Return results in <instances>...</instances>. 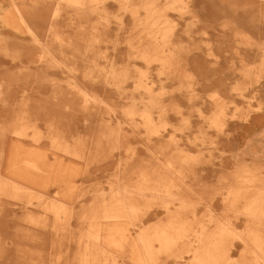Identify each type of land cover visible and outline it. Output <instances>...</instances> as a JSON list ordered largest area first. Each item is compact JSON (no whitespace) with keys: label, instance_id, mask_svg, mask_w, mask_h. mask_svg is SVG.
<instances>
[{"label":"rangeland","instance_id":"374dc122","mask_svg":"<svg viewBox=\"0 0 264 264\" xmlns=\"http://www.w3.org/2000/svg\"><path fill=\"white\" fill-rule=\"evenodd\" d=\"M145 1L167 10L165 19L174 26L172 35L181 46L172 60L178 77H168L161 71L163 62L146 63L129 46L135 33L130 7L140 14ZM165 1L105 0L104 12L89 11L78 18L68 4H59L56 10L60 0H15L33 23H44L41 45L19 21L11 0H0L1 17L16 27L15 35L0 28L9 37L8 48L19 45L33 57L31 69L8 68L0 48V264H81L78 240L90 226L83 215L92 213L99 216L102 251L95 254L97 246L91 245L88 256L100 259L87 264H105L104 256L109 257L106 264H190L193 248L201 240L218 238L224 226L222 239L229 260L264 262V252H245L255 248L249 233L264 239V212L251 216L242 208L245 196L230 195L248 185L251 177L259 179L255 182L264 192V164L256 168L249 154H226L218 142L229 124L264 112V65L258 55L264 35L250 29V24L264 27V0H252L251 5L249 0H182L177 10ZM209 8L220 17L212 16ZM233 12L243 14L242 19ZM225 21L232 22L231 29L222 26ZM47 22H55L58 29L50 31ZM70 22L97 24L102 41L91 39L90 28L82 34L71 31ZM222 28L229 29L227 36L221 35ZM46 50L56 52L54 60L39 58ZM93 60L107 70L112 63L128 65L137 77L125 81L126 93H117L108 84L103 92L101 82L87 84L81 69H70L93 65ZM61 63L67 67L65 74L45 69L47 64ZM253 71H260V77L247 80L244 73ZM138 81L141 84L135 85ZM75 82L87 89L86 102ZM184 82L187 95L193 97L194 107L188 110L189 99L181 90ZM136 87L137 92L132 89ZM150 90L164 93L170 120L186 115L189 130L202 125L197 128L205 131L211 144L207 141L200 150L193 147L186 138L191 132L180 138L176 131L178 138L173 139L169 126L162 133H145L140 116L127 110L130 101L125 94L146 102L147 95L142 94ZM63 98L69 103L67 109ZM217 103L225 115L212 108ZM158 142L169 145V163ZM181 155L186 160L176 163ZM225 158L230 161L224 162ZM140 181L146 183L144 188L138 186ZM244 189L242 193L252 190ZM114 195L125 206L135 207L133 217L106 218ZM59 206L66 213L57 220L51 209ZM172 218L184 221L177 225L183 236L167 250L157 251L159 243L154 241L155 258L149 260L151 254L139 242L138 233L157 230L153 225ZM116 240L121 246L114 245Z\"/></svg>","mask_w":264,"mask_h":264},{"label":"bare ground","instance_id":"6f19581e","mask_svg":"<svg viewBox=\"0 0 264 264\" xmlns=\"http://www.w3.org/2000/svg\"><path fill=\"white\" fill-rule=\"evenodd\" d=\"M61 2H58V4L54 5L56 6V10L59 7V4H65L67 6H70L72 13L77 15L84 16L82 14H87V12L92 11L95 12V14H98L100 12H104V1L105 0H60ZM166 3L171 2L172 7L174 10H177L180 8L179 2H182V0H166ZM23 3V2H22ZM250 5L252 4V0H249L248 2ZM2 3L0 2V9L2 8ZM12 8L18 15L19 21L24 25V28L26 29L27 32H29L34 39V41L40 43L41 39L39 37V33L43 30H45V25L44 23H33L32 17L28 15V13H23L21 12L20 8L16 5L15 0H11L10 2ZM125 4V3H124ZM123 5V4H122ZM126 5V4H125ZM198 5V4H197ZM129 8L127 5L125 6ZM201 7V6H200ZM142 13H138V11L135 9V7H130V11L135 13L134 16V31L135 33L130 37L128 40L129 46L135 48V52L137 53L141 59L147 62H152V61H160L163 62V66L161 71L164 72L165 75L168 77H173L177 76L173 70H175V66H173V54L177 52V49L180 50L181 46L178 44V41L173 37L172 35V28L174 27L173 24L169 23L165 19V15L167 14V10H162L155 5H153V2L151 1H145L143 6H142ZM209 13H213V9L209 8ZM196 12V11H195ZM232 14L235 15V18H240L242 19L243 14H237L236 12H233ZM218 15L217 17H220V14H217L215 11V14H212V16ZM80 16V17H81ZM78 17V18H80ZM102 17V16H101ZM103 19L105 18L104 16L102 17ZM214 18V17H213ZM32 20V21H31ZM40 20H43V18H40ZM250 21V20H249ZM79 24V23H78ZM232 25V22L230 21H225L222 22V26H229ZM44 25V26H43ZM49 25V28H48ZM15 25L12 24L10 21H4V19L1 17L0 14V28L3 30H8L10 32H14L13 35L16 33V27ZM59 25H57L55 22L53 23H48L47 22V28L50 31L58 29ZM67 27L71 31H77L79 34H82L83 31L88 30H94L92 32H89V35L92 38H94L96 41H102V36L101 32L98 33V26L97 24H93V26L86 24L84 26L77 25L75 22H70ZM250 29L252 32H257L260 34H264V27L262 26H256L254 27L253 24H250ZM231 29V27H230ZM229 29H221V35L222 36H227ZM231 31V30H230ZM69 34H67L65 37H69ZM81 38V37H80ZM101 39V40H100ZM9 37L3 35L0 33V48L3 56V58L7 59L5 60L6 65L8 68L11 66H18L26 69H31V63L33 62V57L31 53L27 50L19 49V45L16 46L13 50L11 48H8L9 45ZM68 42H70V38H68ZM62 41V40H61ZM64 41V40H63ZM72 41V40H71ZM84 43L86 42V38L83 39ZM83 43V44H84ZM43 45L42 43H40ZM168 47V49L166 48ZM259 57L261 63L264 65V47H259ZM54 50H46L45 53H41L40 57L45 58V61L48 59H53L55 58L54 56ZM83 55H85V51H80ZM56 53V52H55ZM37 58V62L39 60ZM4 60L2 59V62ZM64 63V62H63ZM88 64V62H86ZM62 64V63H61ZM93 65L90 66H84L81 67L79 65L76 66H70V69L76 68V69H81L82 76L86 78V83L90 84L95 83L96 80L98 82H101L103 87L98 86L100 90L103 89V92L106 91L107 84L112 85L114 88V91L117 93H126L127 89L125 88V81H127L131 77H137L133 73V70L128 66V65H115V63L110 66V69L107 70L105 66L101 64H97L93 60ZM68 66V65H67ZM66 65L62 64L60 66L53 67L45 66V69H47L48 72L52 74H65L67 69ZM69 68V67H68ZM77 70V71H78ZM69 71V70H68ZM255 74H250V72H245L246 79H258L260 77L261 72L260 71H253ZM141 77H144L143 73H139ZM178 75L181 76L180 72L178 71ZM108 76H111L112 82L109 80ZM141 77H138L137 79H140ZM178 77V76H177ZM245 79V80H246ZM97 82V81H96ZM141 81L135 82V85L141 84ZM242 82V81H240ZM85 83V84H86ZM144 83V82H142ZM74 84L78 85L77 82ZM185 84V85H184ZM182 85V88H184L186 91H188L186 85L187 82H184ZM75 86V85H74ZM94 85L93 90L97 92V88ZM79 91L82 93V95L85 97V102L87 101V89L82 87L81 85L77 86ZM91 88V87H90ZM108 88V87H107ZM133 91H139L136 88H132ZM151 91V90H150ZM166 91V90H164ZM132 93V92H131ZM144 94L147 96L145 97ZM163 92L157 93L156 91L152 90L151 93H143L142 95L144 96L146 102L140 101L139 99L132 97L129 94H125L127 99L130 101L129 105L126 106L127 110H129L130 114H137L141 118V125L142 127L145 128V133L152 134V133H162L165 129L171 127L172 131V136L173 139L178 138L176 136L175 132L179 131L178 133L182 134L185 131L190 129V120L186 116H181L180 119H178L175 123H172L168 118L167 114L168 112L166 111V107L164 105V102L162 100ZM190 105L189 107H194L193 102H192V96H190ZM133 98L136 99V101H133ZM195 98V97H194ZM139 102V103H138ZM4 104H9V102L4 103ZM69 103L65 101V98H63V107H68L69 108ZM215 106L212 108L214 110H219L225 115V111L223 109H220V103L214 104ZM217 107V108H216ZM67 109V108H66ZM155 114V116H154ZM247 119V118H246ZM262 118L255 119L256 122L261 123ZM253 122V121H252ZM254 123V122H253ZM167 126V127H166ZM200 127V125H199ZM218 127H221V125H218ZM222 130V129H221ZM208 135L205 133V131L202 128H197L193 132H191V136H188V141L190 143H195L199 150L204 147V144L207 143V141L211 144L212 140L208 137ZM181 138V137H180ZM99 142L101 143L104 141V137L99 136L98 137ZM107 139V137H106ZM158 146L162 150V154H167L168 155V163H169V156L171 154L170 150L166 151L167 148H169V145L166 144L163 145V142H158ZM67 147V146H65ZM68 151V150H66ZM244 153V150H241ZM251 152L255 153L254 149L251 150ZM186 155V154H184ZM180 156L177 158L176 163H182L186 160V156ZM240 155V154H239ZM253 155V154H251ZM171 161V157H170ZM254 166L258 168V165H263L264 161L261 160H255L254 159ZM243 167H245L243 164H241ZM108 165H104L105 168ZM250 183L246 186L241 187L240 189L238 188L234 193H230L231 196L234 198L237 197H244V203L242 208L247 211V213L251 216H257L261 214V212H264V192L259 189V185L255 181H259L257 177H251L250 178ZM138 186L141 188H144L146 186L145 182H137ZM251 187L252 190L248 191L247 193H242L241 191L245 190L244 188ZM248 196V198H246ZM111 201L110 203L112 204V209L110 208L108 215L106 218H115L119 215L124 216V217H133L134 212L136 211L135 207H130V206H125L123 203H121L116 197V195L111 196ZM104 208H106L104 206ZM107 209V208H106ZM51 212L57 217V220H60L63 218V214L66 213L65 207L59 206L55 207L54 209H51ZM103 217V216H102ZM99 218L98 215H95V213L90 214V215H83V219L89 223V228H85L83 232L80 235V238L78 240L81 252L80 260L81 264H87L90 262L93 258L95 261L99 260L100 256H88V252H90V246L92 245L93 247L97 246L94 250V253L97 254L101 250V247H99V243L101 242V230L99 228V222L97 219ZM183 220L177 218H172L167 221V223L163 225H153L154 231L148 230V228L141 230L138 233V239L139 242L142 244V246L150 253V256H147L149 260H154L155 256H152V254L155 252L153 242L157 241L159 243V250H167L171 248L175 244V240L181 236H183L182 232L180 229H177V225L183 226ZM226 225V224H224ZM225 227V226H224ZM222 228L218 235V238H209L206 240H201L199 245L195 248H193V252L195 255L193 256L191 263L190 264H244L242 262H237L235 263L234 261H231L228 259V256H226V252H228V247H225V242L222 239V237L226 234L225 228ZM227 227V225H226ZM159 228V229H158ZM224 230V231H223ZM249 236H252L253 239L250 240L252 244H254L255 248L254 249H246L245 252H264V239H262L261 234L257 233H249ZM115 246L119 247L121 246V241L116 240L113 242ZM105 258V264L106 261L109 259L108 256H104ZM251 262V261H250ZM250 264H264V262H259L258 258L253 259V262Z\"/></svg>","mask_w":264,"mask_h":264},{"label":"crops","instance_id":"0c3cea01","mask_svg":"<svg viewBox=\"0 0 264 264\" xmlns=\"http://www.w3.org/2000/svg\"><path fill=\"white\" fill-rule=\"evenodd\" d=\"M262 35L264 34L262 33ZM181 90L185 92L184 94L185 100L186 101L188 99L190 100L191 97L187 95L186 90L183 89ZM166 92L167 94L169 93V91ZM188 109H189V105L187 107V110ZM189 116H191V114H189ZM258 118L263 119L261 123L255 121V119ZM170 121L172 123H175L177 120L171 119ZM196 128L194 130H196ZM194 130H192L191 128V130H187L185 132H193ZM224 132H225L224 136H221V139L220 138L218 139V142H221L219 148H221L224 153L233 154L236 152V154L239 155L241 152H243L241 150H244V154H249V155L253 154L251 155L252 157L247 155V158L255 159L258 161L259 160L264 161V159H262L264 156V112L249 115V117L242 122H233L229 124L228 128ZM182 134L180 137H182ZM187 137L188 136H186V138ZM192 145L193 147L198 148L197 145L195 144ZM252 149H254L255 153L251 152ZM229 161H230L229 158L224 159V162H229Z\"/></svg>","mask_w":264,"mask_h":264}]
</instances>
